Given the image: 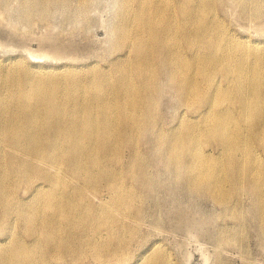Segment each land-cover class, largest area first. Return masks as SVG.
<instances>
[{"label": "bare ground", "instance_id": "obj_1", "mask_svg": "<svg viewBox=\"0 0 264 264\" xmlns=\"http://www.w3.org/2000/svg\"><path fill=\"white\" fill-rule=\"evenodd\" d=\"M75 1L83 16L91 0ZM216 10V0H125L107 66L0 62V264L121 257L138 230L120 216L137 208L131 185L147 182L137 144L153 117L156 71L168 73L185 108L171 159H186L194 185L216 202L254 189L264 230V45L234 37ZM102 188L108 198L92 207L88 194ZM149 251L142 264H170L163 250Z\"/></svg>", "mask_w": 264, "mask_h": 264}, {"label": "rangeland", "instance_id": "obj_2", "mask_svg": "<svg viewBox=\"0 0 264 264\" xmlns=\"http://www.w3.org/2000/svg\"><path fill=\"white\" fill-rule=\"evenodd\" d=\"M124 1L91 0L80 16L75 0H0V62L19 61L56 72L107 66L118 55L112 31ZM216 8L234 37L264 45V0H216ZM156 75L162 81L153 117L137 144L147 182L138 188L131 185L138 194L137 208L132 215L120 216L138 230L121 257L107 264H142L151 247L163 250L170 264H264V230L254 189H238L234 198L216 202L206 188L194 185L186 159H171V134L185 108L168 73ZM159 134L167 140L159 141ZM206 149L218 154L214 145ZM130 151L126 146L120 155L121 170L130 164ZM24 188L17 192L20 199L28 195ZM100 190L88 194L92 207L109 196ZM5 238L1 234L0 240ZM68 260L63 264H75ZM78 264L100 263L84 256Z\"/></svg>", "mask_w": 264, "mask_h": 264}]
</instances>
